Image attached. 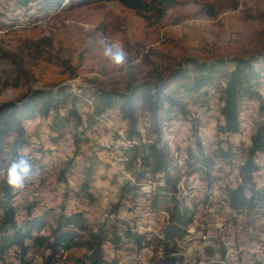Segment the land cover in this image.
I'll return each instance as SVG.
<instances>
[{"label":"rangeland","instance_id":"1","mask_svg":"<svg viewBox=\"0 0 264 264\" xmlns=\"http://www.w3.org/2000/svg\"><path fill=\"white\" fill-rule=\"evenodd\" d=\"M15 1L0 0V14H3L0 18V74L5 76L6 71L13 72L10 61L2 55V52H11L24 58L28 75L17 88L11 83L4 86V79L1 78L0 104L17 100L35 86L54 89L65 86L66 92L72 91L79 96L75 102L69 99L57 109H52L47 119L35 117L26 121L28 139L34 140V143H30L48 159L56 160L53 163L57 171L64 165L69 166L68 172H71L70 168L76 170L70 174L69 190L49 186L37 191L28 190L34 193L27 194L31 198L30 203H37L42 208L52 205L50 202H54L53 206L65 203L64 213L69 214V211L66 212L68 199L86 198L88 195L75 196L74 193L84 182H93L95 199H90V205L86 204L81 209L87 210V222L97 225L106 220L110 204L118 196L119 186L114 187L116 195L110 188L114 184L113 178L116 176L119 184L127 182V176L121 169L127 166L125 155L129 158L132 153L120 134L123 129L127 135L128 123L121 117L120 101L106 113L100 116L96 114L97 107L91 93L98 86L123 91L130 85L142 81H160L173 71L187 68L189 71L178 74L166 92L185 103L188 112L184 114L181 108L167 104L171 119L163 124V128L172 126L165 132L173 148H196V144L193 146V142L185 139L197 138L208 151L218 150L225 138L217 130L221 120V91L208 87L199 91L190 89L196 76L190 61L225 60L220 67L230 70L235 66L233 58H251L256 74L253 83L264 92V0H178L156 22L116 0L87 3L69 0L66 5L58 7L48 6L46 0H33L26 11L20 12L14 8ZM35 17L39 18L36 22L33 21ZM112 44H118L123 50V63L113 62L104 54L105 45ZM73 106L82 117L79 128L72 125L73 117L69 112ZM148 114L147 111L139 114L141 128L150 125L147 122ZM240 116L244 127L241 133L231 135L235 142L249 140L253 133L255 119L260 117L256 101L242 100ZM212 134L214 137L209 136ZM134 140L137 141V138ZM256 160L258 166L254 179L257 187L264 188V152ZM222 164L216 165L215 177L218 166ZM46 175L54 181L52 173ZM194 175L198 177L193 176L190 181H186L192 188V196L184 200V204L190 208L186 214L191 217L197 210V187L210 184L199 174ZM145 182L156 183L151 179ZM140 192L139 196L142 197V188ZM127 203L128 211L137 210L135 206H139L140 215L131 222L122 218L125 224L141 232L155 233L158 218H145L140 204L126 202L122 205ZM125 224H119L120 230ZM128 241L130 245L137 246L134 239ZM128 241L122 242L123 247L118 253L111 242L106 241L105 254L116 255L118 264H121L120 260L124 256L138 252L143 255L133 259L132 264L152 263L150 247L140 251L127 250L130 247L126 244ZM81 251L79 247L68 250L72 264H78L75 259ZM42 260L43 257L38 253L32 264H41Z\"/></svg>","mask_w":264,"mask_h":264},{"label":"trees","instance_id":"2","mask_svg":"<svg viewBox=\"0 0 264 264\" xmlns=\"http://www.w3.org/2000/svg\"><path fill=\"white\" fill-rule=\"evenodd\" d=\"M32 1L16 0L14 4L16 12L26 11ZM46 1L50 7L66 5L69 2V0ZM89 1L114 0H82L81 3ZM116 1L155 22L164 17L167 11L178 2V0ZM2 15L0 14V18ZM2 55L10 61L13 72L6 71L5 76L0 74V82L2 78L4 86L12 84L14 88H17L28 75L24 58L11 52H2ZM224 61H190L192 71L196 74L190 89L199 91L208 87L221 91V120L217 124V130L225 135V138L222 139V145L220 144L218 150H206L199 139L196 148L192 146L173 148L171 139L166 133L171 127L168 128L166 125L163 128V124L171 119L167 104L181 108L184 114L188 112L185 103L166 92L178 74H186L189 71L187 68L173 71L160 81H142L130 85L123 91L98 86L91 93V98L96 103L98 116L106 113L120 101L121 117L128 123L126 138L132 144V154L126 165L130 170L133 169L131 174L134 178V182L125 181L120 184L116 176L113 178V185L119 186L118 196L110 204L106 220L97 225L87 222L85 218L87 210L80 208L72 214H65V203L44 210L37 203H30L31 199H29L25 205V212L21 216L19 200L29 184L23 182L25 187L18 188L8 182L9 169L15 163L20 166L18 174L23 181L32 179L33 176L50 178L46 174L52 173L55 176L54 181L52 179L54 184L64 189L68 188L71 174L68 172V165H64L57 171L53 163L55 159L49 158V160L44 155L23 153L29 144L26 121L35 117L47 119L52 109H57L69 99L75 102L79 97L78 94L70 90L66 92L65 86L58 89L31 88L17 100L2 102L0 104V264H10L8 262L32 264L38 253L43 257L41 264H58L59 250L61 248L69 250L73 247L82 248L81 254H78L75 259L78 264H118L115 253V256L105 254L104 244L106 241L111 242L115 252L118 253V250L123 247L122 242L132 239L136 241L137 246L130 245L128 241L126 244L130 247L127 250L140 251L150 247L153 250L151 264H176L178 259L176 254L180 250L188 222L191 221V215L186 214L187 209L190 208L178 196L175 191L176 186L184 176L194 174H199L209 183L215 182L217 180L216 164L220 162L226 165L233 164L231 167H237L240 172L242 182H239V186L237 188L227 186L234 205L254 204L263 199L264 190L257 189L254 175L258 166L256 158L264 152V92L258 90L253 83L256 74L253 72L254 63L251 58H233L235 66L230 70L220 67ZM245 99L256 101L260 117L258 120L255 119L256 126L249 140L241 139L235 142L231 139V135L243 131L240 109L242 100ZM143 111L149 113L147 122L150 125L141 128L139 114ZM69 113L73 117L72 125L79 128L82 125L81 115L74 106ZM135 138L137 141L134 140ZM21 162H26L27 172L23 171L24 165ZM47 167L50 168L47 169ZM146 179L153 180L156 182L153 184L158 186L157 191L143 194L148 202L149 211L156 218L163 215V224L156 225V232L152 231L149 234L126 225L125 220L113 215L117 213L115 210L120 205L126 202L132 204L138 202L141 197L140 190L146 183H144ZM74 195H88L85 197H90L89 202L95 199L89 182L81 184ZM19 216H21L20 219ZM120 223L125 224L122 230H120ZM45 253L47 254L44 256ZM9 256L19 261H9Z\"/></svg>","mask_w":264,"mask_h":264},{"label":"bare ground","instance_id":"3","mask_svg":"<svg viewBox=\"0 0 264 264\" xmlns=\"http://www.w3.org/2000/svg\"><path fill=\"white\" fill-rule=\"evenodd\" d=\"M32 15H35L31 13ZM39 18H33V21H37ZM39 88V86H35L34 89ZM172 127V126H171ZM121 136L123 142L126 144L127 149L131 152L132 144L127 140L126 135L124 134V130L121 129ZM217 132V131H216ZM214 137V136H213ZM218 138V136H217ZM213 141V140H212ZM217 141V140H216ZM207 146V142H205ZM125 160H128L127 154L125 155ZM217 159V157L215 158ZM124 160V163H125ZM123 163V164H124ZM221 163H217L219 165ZM223 165V164H222ZM218 174L217 180L213 183L206 185H199L197 187V192L195 195H198V204L196 207L195 214L191 217V221H201L202 213L199 211V205H214L216 204V199L219 197L226 198L231 202V212L235 213H225V216L218 217V224H227V220H238V218H247V222H255L264 224V197L263 199L258 200L254 204H249V206H261V211H252L249 212V209L244 208L242 205L237 206L234 205L232 196L227 190V186L231 188H237L239 186V182L241 183V176L239 169L237 167H231L228 165L218 166ZM123 173L126 174L127 181L134 182V178L131 174V170L127 166H123L121 169ZM236 177L234 179V185L230 184V182L226 181V177ZM198 177L197 175L189 176L188 178H183L180 182H178L176 189L183 188V191H177L178 196L187 201L189 197L192 196V188L186 181H190L192 177ZM45 178V182L43 184L41 181H33V183H29V189H33L37 191L42 187H56L58 189L62 188V186H58L53 183L52 179L48 177H40L33 176L34 180H42ZM158 186L153 183H145L142 187L143 192H155L157 191ZM63 189V188H62ZM257 189L264 190V188ZM85 202H89L88 198L78 199V198H69L67 202L68 213H72L76 210L82 208ZM75 203V205H73ZM27 204V200L20 201L19 206V214L22 215L25 212V205ZM136 204H140L142 207V215L145 218L155 217L152 213H150L149 209H147L148 202L146 199H143V196L138 200ZM135 204V205H136ZM51 206H47L45 209ZM263 212V213H261ZM123 213L125 215H123ZM117 215L119 218H123L128 222H131L135 219L139 214L137 210H129V212H117L113 214ZM156 218V217H155ZM157 219V218H156ZM158 225L163 224V215L158 216ZM212 229V222L203 223H195V232L197 234H189V227L186 229L185 236H183L181 240L180 251L176 254L178 257L176 264H199L198 260H202L203 264H264V245L262 244H249V240H240L239 243H230V244H220L219 242H210V234L202 231H209ZM228 232L235 233V239H246V232L238 231L237 223H228V231H219V238H228ZM255 233H263L264 238V225H255ZM194 241H196L194 243ZM240 247H243V251L240 250ZM145 252V251H144ZM253 253V255L251 254ZM129 255V256H127ZM124 256L121 260V264H132L133 259H138L143 253H131ZM209 255L211 257H209ZM227 255V257L225 256ZM254 255L257 257L255 260ZM59 264H72L70 253L67 249L61 248L58 252ZM189 257H195L193 258ZM184 260V263L183 261ZM235 262V263H234Z\"/></svg>","mask_w":264,"mask_h":264},{"label":"built area","instance_id":"4","mask_svg":"<svg viewBox=\"0 0 264 264\" xmlns=\"http://www.w3.org/2000/svg\"><path fill=\"white\" fill-rule=\"evenodd\" d=\"M39 20V19H38ZM210 137H213L212 135H209ZM187 142H193V146L197 144V138H186ZM213 155V154H211ZM209 156V155H208ZM180 163V162H179ZM181 164V163H180ZM236 177H226V181L230 182V184L234 185V179ZM183 180V178H182ZM33 181H41L45 182V178H42V180H34V179H26L23 182H29L33 183ZM177 191H183V188H179L175 190ZM29 194L34 195L33 190L28 192ZM116 200V199H115ZM114 200V201H115ZM85 204L90 205V202H85ZM75 205V203L73 204ZM76 206V205H75ZM244 208L249 209V212L252 211H261V206H249V204H242ZM135 209L139 210V206H135ZM147 209H149V206L147 205ZM116 212H129L128 211V203L127 205H120L116 210ZM202 213V220L201 221H189L188 227H189V234H197L198 232H195V223H205V222H212V229L209 231H202L207 232L210 234V242H219L220 244H230V243H239L240 240H249V244H262L264 245V238L263 233H255V225H264L260 223L255 222H247V218H238V220H227V224H218V217L219 216H225V213H235L231 212V202L230 200H227L226 198L219 197L216 199V204L214 205H199V211ZM142 213V211H141ZM263 213V212H261ZM19 219L21 216L18 217ZM228 223H237L238 224V231H244L246 232V239H235V233L228 232V238H219V231H228ZM185 236V235H184ZM196 241H194L195 243ZM179 248V245H178ZM240 250L243 251V247H240ZM121 252V251H120ZM253 255V253H251ZM153 255V250L149 249V257ZM227 257V255H225ZM209 257H211L209 255ZM255 260H257V257L254 255ZM147 257H143V259H146ZM193 258L195 257H189ZM9 261H19L15 257L9 256ZM184 263V260H182ZM199 264H203L202 260H198ZM235 263V262H234ZM58 264H59V257H58Z\"/></svg>","mask_w":264,"mask_h":264},{"label":"clouds","instance_id":"5","mask_svg":"<svg viewBox=\"0 0 264 264\" xmlns=\"http://www.w3.org/2000/svg\"><path fill=\"white\" fill-rule=\"evenodd\" d=\"M104 54L108 57H110L113 62L116 63H123L125 60V54L123 53V50L120 48L118 44H112V45H105V51ZM23 166V171L27 172L28 167L26 165V162H21ZM20 166L17 164H13L12 167L9 169V179L8 182L14 187H20L22 183V177L18 174Z\"/></svg>","mask_w":264,"mask_h":264},{"label":"crops","instance_id":"6","mask_svg":"<svg viewBox=\"0 0 264 264\" xmlns=\"http://www.w3.org/2000/svg\"><path fill=\"white\" fill-rule=\"evenodd\" d=\"M30 142H33L34 143V140H29V144L25 147V149L23 150V153L24 154H28V153H31V154H33V155H37V156H41L42 155V153H41V151H39L38 150V148H36L34 145H32V143H30ZM47 158V157H46ZM76 167H78V164H76ZM71 169V172L70 173H72V171H74L75 170V168H70ZM76 171V170H75ZM36 174V173H35ZM89 184H90V189H91V191L93 192V194H94V196L96 195V193H95V183H93V182H89ZM23 186H24V184H23V178H22V183H21V186L20 187H18V188H23ZM115 186H117V184H115V185H111V190L113 191V193L115 194V189H114V187ZM28 190H29V188H26L24 191H23V193H22V197L20 198V200L19 201H23V200H27V202H28V200L29 199H31V198H28L27 197V194H28ZM116 195V194H115ZM52 205H50V206H53V203L54 202H50Z\"/></svg>","mask_w":264,"mask_h":264}]
</instances>
